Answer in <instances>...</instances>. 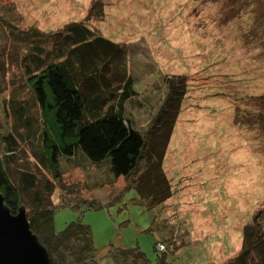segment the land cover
Returning <instances> with one entry per match:
<instances>
[{
  "label": "rangeland",
  "instance_id": "obj_1",
  "mask_svg": "<svg viewBox=\"0 0 264 264\" xmlns=\"http://www.w3.org/2000/svg\"><path fill=\"white\" fill-rule=\"evenodd\" d=\"M92 1L0 0V15L12 8L20 29L54 33L83 23ZM97 1L103 13L85 24L128 54L137 97L127 108L137 132L161 105L166 78L188 80L163 163L173 195L147 210L134 191L123 192L108 159L94 163L77 149L59 158V171L97 208L58 207L55 194L54 228L81 218L100 264H111L108 251L116 247H139L154 261L161 254L154 245L171 235L176 252L168 259L177 264H226L239 252L241 227L264 205V123L258 130L249 119L264 98V0L238 12L240 0Z\"/></svg>",
  "mask_w": 264,
  "mask_h": 264
},
{
  "label": "trees",
  "instance_id": "obj_2",
  "mask_svg": "<svg viewBox=\"0 0 264 264\" xmlns=\"http://www.w3.org/2000/svg\"><path fill=\"white\" fill-rule=\"evenodd\" d=\"M261 2L240 0L235 10ZM12 10L5 7L0 15V194L12 214L24 208L31 232L53 262L100 264L91 227L81 218L60 231L54 228L57 206L81 213L82 205L97 208L81 196L80 185L63 180L59 158L80 149L91 162L108 159L113 176L124 180L123 192H135V203L147 210L163 207L173 195L164 156L188 80L166 78L165 97L140 134L127 108L137 97L128 54L85 24L101 16L102 3L92 1L83 23L54 33L20 29L9 18ZM257 100H263L260 111L249 113V119L258 129L264 123V98ZM166 241L154 245L161 253L154 261L139 247L112 248L108 258L111 264H177L168 259L176 252L175 239L171 235ZM240 241L239 252L226 264H264V205L241 227Z\"/></svg>",
  "mask_w": 264,
  "mask_h": 264
},
{
  "label": "water",
  "instance_id": "obj_3",
  "mask_svg": "<svg viewBox=\"0 0 264 264\" xmlns=\"http://www.w3.org/2000/svg\"><path fill=\"white\" fill-rule=\"evenodd\" d=\"M0 264H58L31 232L24 208L14 215L0 194Z\"/></svg>",
  "mask_w": 264,
  "mask_h": 264
},
{
  "label": "built area",
  "instance_id": "obj_4",
  "mask_svg": "<svg viewBox=\"0 0 264 264\" xmlns=\"http://www.w3.org/2000/svg\"><path fill=\"white\" fill-rule=\"evenodd\" d=\"M160 247H162L161 245L158 247V248H160ZM159 250V249H158ZM163 250V249H162Z\"/></svg>",
  "mask_w": 264,
  "mask_h": 264
}]
</instances>
